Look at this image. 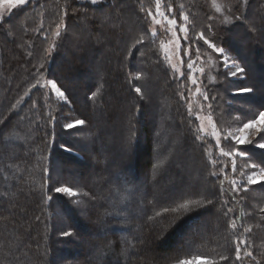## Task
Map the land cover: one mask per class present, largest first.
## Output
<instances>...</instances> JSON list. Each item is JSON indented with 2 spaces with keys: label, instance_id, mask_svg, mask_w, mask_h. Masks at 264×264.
Here are the masks:
<instances>
[{
  "label": "rangeland",
  "instance_id": "1",
  "mask_svg": "<svg viewBox=\"0 0 264 264\" xmlns=\"http://www.w3.org/2000/svg\"><path fill=\"white\" fill-rule=\"evenodd\" d=\"M54 1L57 7L66 8L69 14L67 20L58 21L56 25H52L53 17H49L56 13ZM54 1L50 0L49 4L45 2L43 4V0H25L24 4H19L16 0H0V35L5 34L8 45L16 47L15 33L17 28L24 25V33L30 36L26 35L27 39L24 42L26 47L34 44V37L40 38L39 45L51 46L50 48L58 43L61 44L70 36L73 38L78 36L77 43L73 45H79L80 48H83L91 37L94 40L88 45L93 50L108 49L109 46L118 45L124 50L131 44L127 58L130 67L128 72L131 75L126 78L133 81V93L140 97L142 106L138 115L131 114L128 102L132 99L126 92H119V96L113 99L103 90L104 94L100 98L86 99L87 92L80 91L87 85L83 76L75 81V84L73 83L76 87H80L76 90L74 85L71 86V81L64 77L71 78L73 75H78L76 71L68 62L53 63L55 56L50 53L47 56L52 55V58L46 63L47 69L44 74L40 75L38 87L30 84L26 88L28 95L26 99H31V106L41 101L42 105H40L45 110L48 109L55 131L51 144L52 156L51 153L47 156V162L50 163L47 165L43 184L39 186L41 189L44 186L47 190L49 188V193L52 195L54 207L52 213L56 217L54 227L61 241L60 251L53 250L55 257L53 264L70 262L67 260L70 258L69 252L65 253L66 250L61 252L65 248L64 241L70 237L63 235L64 232H70L67 228L69 217L65 209L71 208L76 211L83 225L89 227L92 218L90 213L94 209L90 205H93L95 200L89 192L88 183L91 181L96 185L99 181L98 173L106 172V177L111 178L112 184L107 187L108 191H117L120 186L124 187V177L116 175L114 169L120 172L121 166L124 164L127 166L129 162L132 167L138 169V172L144 173L142 165L145 163V152L149 146L152 148L150 160L153 162L151 163L153 170L150 176L154 186L151 193L147 194L144 189L148 176L144 175L145 180L141 185L139 184V191L141 197H149L153 201L146 208L140 201L135 200L137 204L139 202L141 210L134 211L133 214L136 213L138 219H144L148 211L160 209L162 205L164 209L159 212L161 217L167 210L165 211L166 204L159 202V198L161 200L166 198L172 205L171 211L174 215L173 221L167 217L166 230H168L164 234L166 237L169 233L174 234L179 224L186 222L189 217L203 212L205 214L203 216L205 223L195 222L188 226L185 235L179 238L175 246L176 250H179L184 242H188L189 235H193L194 239L204 240L202 238L204 232H209L210 237L219 236L215 238L217 243L221 244L223 240H220V237L223 234L228 235L227 230L234 231L236 249H239L237 238L240 236L236 230L234 215L231 213L232 205L240 201L241 205L252 209V213L247 211L248 218L251 219L255 215L259 221L264 220V167L252 153V150L264 153V148L259 146L264 144V139H261L264 136V120L259 119V113L264 109H261L262 104L258 100L261 96L257 95L258 92L253 88L252 81L253 78L261 77L264 73V0H247L246 3L245 0H138V4L129 0L132 3L129 5L126 3L120 8L117 7V0H97L95 4L92 0H82L96 7L108 4L114 11L110 16L104 11L106 8L101 11L92 10L89 12L90 16L83 15L85 19H78L77 14L81 13L79 9L69 10V6L66 7L67 0ZM37 7L38 12L34 10ZM121 11L124 17L128 16L119 20L116 15H120ZM18 22L20 25L16 26ZM101 27L109 32L123 30V39L106 41L103 37L97 36V30ZM245 30L252 37L239 39L240 34ZM202 33L210 43L222 49V53L213 51L205 44L200 39ZM58 37L61 38L60 42L56 39ZM1 39L0 37V44H2ZM142 40L146 42L147 47L134 59L138 67L134 65L132 67L131 52ZM244 46L253 51L249 57L247 56L248 60L238 52V49ZM67 51L72 56L71 52H76L74 46L62 49V53ZM27 53V58L32 57L31 52L27 51ZM80 55L83 57L82 53ZM105 55H110V50H107ZM103 56V54H94L93 58L99 61L100 66H109V62H103ZM13 58L17 60L15 53ZM84 58L91 59L86 54ZM35 60L40 61V56L36 54ZM152 64L156 67L155 74H158L161 82L155 81ZM233 65L245 68V73L233 77L228 71V67ZM5 66V61L2 60L0 68L4 69ZM90 74L91 70L84 67V77ZM17 79L19 77L14 82ZM103 80L113 81L114 78L109 74L103 77ZM93 81L94 78L89 83ZM17 83H14L15 87ZM52 83H56L64 93L63 97H59L51 88ZM119 84L121 87L126 86L123 79H120ZM11 86L13 83L8 85ZM245 87H251L253 92L240 94L239 90ZM262 87L260 90L264 92V86ZM136 88L140 89L139 93L136 92ZM5 90L7 89L4 88L2 91L3 96ZM155 98L157 101L153 102ZM101 102L111 103L114 106L98 110L96 106ZM116 105L119 107L118 110H115ZM96 117L108 120L105 128L96 125ZM78 120L84 123L74 128L67 127L69 123ZM253 120L256 121L254 126L245 129L244 125ZM116 127L119 133L108 134V131L117 130ZM148 131L151 132L149 138ZM5 132L0 139L8 140L13 136L9 128L5 129ZM134 132L138 133L135 135ZM241 137L244 138L243 142L240 141ZM127 146L132 147L133 158L136 154L141 156L139 161L135 162L131 156L124 155V152H128ZM185 151L192 154V157L181 160V157H184L182 152ZM163 155L167 157L162 160ZM204 155L207 165L203 161ZM0 158L2 159L3 156ZM176 158L180 160L174 161ZM120 159L123 162L118 163ZM254 174L256 182L250 183L249 177ZM17 185L18 183L16 188ZM206 186L213 189L206 194V203H203L205 200L200 201L191 197L199 187ZM58 187L69 188L74 195L57 192ZM164 188L171 190L174 195H163ZM174 188H177L180 194H175ZM215 189L218 192H215ZM132 196L128 191L120 197H110L107 201L112 205L120 203L124 207L123 201ZM11 208L12 206L9 210ZM223 211L227 212L225 217ZM215 213L219 216L217 217ZM109 216L119 218L117 215ZM160 222L153 224V230L161 226V230L164 231ZM198 225L203 229L202 234L194 231V226ZM224 229L225 233L222 231ZM244 232V235L241 234L242 245L252 253V256L239 249L241 259L238 261L244 264L264 263V246L258 251L254 249L250 242V229L246 228ZM254 235H258L264 241V226L255 228ZM162 237L160 235L157 240L162 242L166 238ZM91 238L96 236L87 233L81 237L83 241ZM81 239L77 241L75 236L72 238L79 246L82 244L79 241ZM191 247L194 248L193 243ZM225 248L226 245L221 246V249ZM206 249L205 252L209 250ZM213 250L212 253L218 252L217 247ZM86 251V254H91L88 249ZM185 261L189 264H214L213 260L202 257Z\"/></svg>",
  "mask_w": 264,
  "mask_h": 264
},
{
  "label": "trees",
  "instance_id": "2",
  "mask_svg": "<svg viewBox=\"0 0 264 264\" xmlns=\"http://www.w3.org/2000/svg\"><path fill=\"white\" fill-rule=\"evenodd\" d=\"M127 1L117 0V7L120 8L126 3L128 5L129 3H132L129 0ZM44 2L49 4L50 0H43V4ZM134 2L137 3L138 0H133V3ZM53 6L56 9V13L49 16L53 17V21L51 22L52 25H56L58 21L68 19L69 14L66 8L62 9L57 7L55 1ZM109 6L110 5L106 4L105 6L96 7L86 4L85 1L82 0H67L66 4V7H68L69 10L74 8L81 11V13L77 14L78 19H83L84 14L90 16L91 13L89 12L92 10L101 11L104 8H106L104 11L111 16L114 14V11H112V8L110 9ZM34 10L38 12L39 8L37 7ZM51 11H48V13ZM116 17H118L119 20L126 18L123 15V11L120 12V15H116ZM17 25H20V23H16V26ZM100 25L102 26L101 23ZM24 28V25L17 28L15 33L17 40L15 42L16 47L8 45L5 34L1 33L0 35L2 38V44H0V62L4 60L6 65L4 69L0 68V98L3 100H0V105L3 103L0 106V137L6 133L5 129L7 128L10 129V134L13 135L9 137L8 140H5V138L0 139V157L3 156L2 159L0 158V264H53L55 258L54 251H60L59 245L61 241L57 237L56 228L54 227L56 217H54L52 213L54 209L52 195L49 193V188L47 190L44 186L41 189L39 186L43 184L42 181L44 180V174H46L47 165L50 163L47 162V156L48 153H51L52 156L53 150L51 144L55 131L53 129L54 126L52 125V116L49 114L48 109L45 110L41 106V101H38V99H36V101L39 102L36 103L38 106H31V99H26V88L30 84H35V87H38V81L41 78L40 75H43L44 71H46V63L50 61V58H52L53 55L55 56L53 63L59 61L62 64H66L68 62L78 74L73 75L71 78H69V76H64L71 81V86L83 76L82 78L87 85L84 86L83 89L74 86L76 90L80 89L82 93L84 91L87 92L88 95L86 99L92 97L96 100L97 97L100 98L106 91L108 92L109 97L114 99L119 96V92H126V94L132 99L128 102L130 112L131 114L136 115H138L139 108L142 106V101L140 97L133 93V81L126 78V76L128 77L131 75V73L128 72L130 67L127 62V58L131 51V44L124 50L120 45L115 47L109 46L107 47L108 49L93 50L90 45H88L94 40L90 36V40H88L89 43L87 42L83 48L78 47L79 45H73L77 43L78 36L74 38L70 36L61 44L58 43V45L50 48L51 46L39 45L38 42H41L40 38L34 37L33 47H26L24 42L26 41V35L28 34L24 33ZM247 33L248 32L245 30L244 33L240 34L239 39H246L247 37L250 39L252 36ZM33 34L35 36V31ZM97 36L103 37L106 41H113L114 39L122 40L124 35L123 30L109 32L107 29L101 27L97 30ZM56 39L59 40V42L61 40L60 37ZM70 46H74V50H76V52H71L73 53V56L69 54V51L62 53V49L69 48ZM146 47V42L143 40L137 44V47L131 52V55L133 53L131 57V61H133L130 62L131 66L134 65L136 68L138 67V65L135 64L136 60L134 59H136V56L143 52ZM107 50H110V55H105ZM27 51L33 54L32 57H28L29 59L27 58ZM238 52L243 55L246 60H248V57L253 53V51H250L247 46L238 49ZM14 53L17 55V60H14L13 58ZM49 53L52 54L51 57L50 55L49 57L47 56ZM80 53L83 54V57ZM36 54L40 56V61L35 60ZM85 54L91 57V59L84 58ZM94 54H103V62H109V66H100L99 61L96 58H93ZM251 61L254 62V60ZM246 63L250 64V62ZM52 64L51 68L53 70ZM84 67L91 70L90 76L84 77ZM153 67V71H155L153 73L155 74L156 67L154 65ZM109 74L113 76L114 80L104 81L103 77L109 76ZM13 76L16 77L13 78ZM17 77H19V79H17L19 81L16 80V82H18L16 88L14 84L16 82H14V80ZM155 77L156 82L158 80L161 82L158 74H155ZM93 78L94 81L89 83ZM120 79L125 81L126 86L121 87L119 84ZM252 81L253 88L258 92L257 95L261 96V99H258L262 104L261 109H264V92L260 90L263 88L262 86H264V73L261 77L253 78ZM12 83L13 86L8 87V85H12ZM4 88L7 90H5L6 93L3 96L2 91ZM103 90L105 91L103 92ZM147 100H149V98H147ZM154 101H157V98L153 99V102ZM112 106L114 105L111 103L101 102L100 104L98 103L96 107L98 110H103V107L107 108ZM115 108V110H118V105H116ZM96 118V125L102 129L105 128V124H108V120L101 117ZM115 129L117 130L108 131V134L119 133V129L117 127ZM124 129L125 128H123V130ZM137 133L134 132L135 135ZM56 134L58 135V133ZM150 134L151 132L148 131V138ZM135 142H137L136 139ZM175 142L177 143L176 140ZM127 149L128 152H124V155L130 157L132 155V147L129 146L128 148L127 146ZM151 149L152 148L149 146L145 152L146 160L142 165V167H144V173L138 172V169L132 167L129 162L127 166L121 164L122 170L120 172L116 171V168L114 169L116 175H122L125 179L124 187L120 186L119 190L108 191L107 187L112 184L111 178L106 177V172L98 173L97 179L99 181H97L96 185L91 181L88 183V187L90 188L89 192L95 200V203L90 205L91 207H94V209L93 212L90 213L92 218L89 227L83 225L79 219V215L75 213L76 211L71 208L65 209L66 214L69 217L67 228L71 235L69 239L64 241L65 248L61 252H64V250H66L65 253L69 252L70 258L67 259L70 261L69 264H75L76 262L77 264H179L180 261L191 260L197 257L211 259L214 261V264H244L236 259V238L234 237L233 230H227L228 235H221L220 240H223V242L218 244L215 237L219 236L215 235L210 237L209 232H204L202 234L203 229L201 228V225L194 226V231L197 234H202V238H204L205 241L198 240V238L194 239L193 235H189L187 237L188 242H184L179 250L175 249L179 238L185 235L189 225H192L195 222H204V212L189 217V219L185 220L186 222L180 223V226L175 233H169V235L167 234V237L164 235L168 230H166L167 220L168 218L172 219V221L174 219V215L171 211L172 205L168 202V199L162 198L163 200H161L159 198V202L166 204L165 211L167 210L166 214L161 217H159V212L164 209L162 205L160 209L150 210V212L148 211L144 216V219H138L139 216H136V213L133 214L134 211L141 210L139 202L137 204L135 200L140 201L145 207H149L153 201L149 197H141L139 191V184L141 185V182H144L143 180H145V178L143 179L144 175L148 176L146 182L147 185L144 189L147 194L151 193L154 186L151 182L150 176V172L153 170V165H151L153 162L150 160ZM182 153L184 157H181V160H187L192 157V154H189L186 151ZM252 153L257 156L258 161L261 162L264 167V163L262 162L264 161V153L256 150H252ZM166 157L167 155H163L161 159L163 160ZM194 157L195 156L193 155V158ZM140 158L141 156L136 154L134 158L132 157V160L136 162L139 161ZM76 160L78 159L76 158ZM179 160L180 159L176 158L174 161ZM119 161L123 162L122 159L118 160V163H120ZM203 161L207 165L205 155ZM123 167H125V169ZM135 167H137L136 164ZM139 170L141 171L140 168ZM131 172L133 174H131ZM170 181L172 180L170 179ZM16 183H18L17 188L15 187ZM218 188L221 191L219 186ZM163 190V195H174V193L167 188H164ZM174 190L175 194H180L177 188H174ZM128 191H130L133 196L132 198H129L130 200L127 199L123 201L125 205L124 207H122L120 203L112 205L107 201L110 197H120ZM212 191L213 189L209 186H206L205 188L199 187V189L192 193L191 197L198 198L200 201L205 200L203 203H206V194ZM216 191L217 190L215 189V192ZM228 192L230 193L229 190ZM8 206H12V208L9 210ZM230 209H232L231 213H233L236 221V230H238V235L240 236L237 238L239 249L244 251V253L248 252L247 248L242 245V235L245 234L244 231L247 228L251 231V236L249 235V237L252 246L257 251L260 250L262 246H264V241L262 238L258 237V235H254V231L255 228L264 226V220L259 221L255 215L251 219L248 218L247 211L252 213V209L243 204L241 205L240 201H237V204L232 205V208ZM223 214L225 217L227 212L223 211ZM108 215H117L119 218L114 216L108 217ZM215 215L217 217L219 216L217 213H215ZM159 222L162 223L164 231L161 230V226L160 228L153 230V224ZM159 230H161L162 233H160ZM106 231L107 233H104ZM111 231H113L112 234H110ZM222 231H224V233L226 232L225 229ZM87 233L95 235L96 238L83 241L81 237L83 234ZM160 235L161 237H166L162 242L157 240ZM74 236L77 238V241L78 239H81L79 240L82 242L81 246L72 240ZM192 243L194 247L193 249L191 247ZM225 245L226 250L221 249V246L224 247ZM215 247L218 248V252L212 253V251H214L213 248ZM206 248L209 250L205 252V250H207ZM87 249L91 251V254L94 255V257L91 254H86ZM70 251L74 252V254ZM222 257H229V259L225 260L222 259Z\"/></svg>",
  "mask_w": 264,
  "mask_h": 264
},
{
  "label": "snow or ice",
  "instance_id": "3",
  "mask_svg": "<svg viewBox=\"0 0 264 264\" xmlns=\"http://www.w3.org/2000/svg\"><path fill=\"white\" fill-rule=\"evenodd\" d=\"M16 2L19 3V4H24V3H25V0H16ZM246 2H247V0H245V3H246ZM92 3H93V4L97 3V0H92ZM184 19L186 20L187 17H185ZM237 19H239V17H237ZM172 23H175V21H172ZM200 39H202V40L204 41L205 44H207L210 48H212L213 51L218 52V53H222V49H219V48H217L214 44L210 43V42L204 37V34H203V33L200 35ZM225 65L227 66V61H225ZM189 67H191V65H189ZM228 71L231 73V75H232L233 77H238L239 75L244 74L246 70H245V68H243V67H237V66L233 65V66H231V67H228ZM51 88L57 93V95H58L59 97H63V96H64V93L60 91V89L57 87L56 83H52V84H51ZM135 90H136L137 93L140 92V89H139V88H136ZM239 92H240V94L251 93V92H253V89H252L251 87H245V88L240 89ZM259 119L264 120V111H262V112L259 113ZM255 122H256V121L253 120L251 123L245 124V125H244V128H245V129H248V128L253 127L254 124H255ZM83 123H84V121H82V120H78V121H76L75 123H69V124L67 125V127H68V128H74V127H76L77 125H81V124H83ZM261 139H264V136H262ZM243 140H244V138L241 137V138H240V141L243 142ZM259 146H260L261 148H264V144H260ZM225 155H228V153H225ZM249 182H250V183H255V182H256V180H255V174H254L253 176L249 177ZM241 187H242V185H241ZM56 191H57V192L68 193V194H70V195H74V193H72L71 190H70L69 188H66V187H63V188L58 187V188H56ZM209 203H211V200H209ZM63 235H64V236H70L71 233H70V232H64ZM246 254H247L248 256H252V253H251V252H247ZM222 259L227 260V259H229V257H222ZM236 259H237V260L241 259L240 255H239V249H237ZM180 264H189V262H188V261H180Z\"/></svg>",
  "mask_w": 264,
  "mask_h": 264
}]
</instances>
